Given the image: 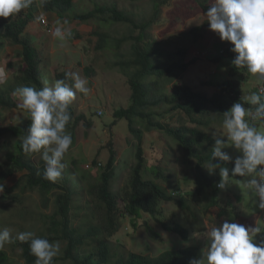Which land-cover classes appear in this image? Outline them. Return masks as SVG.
Masks as SVG:
<instances>
[{
    "label": "trees",
    "instance_id": "16d2710c",
    "mask_svg": "<svg viewBox=\"0 0 264 264\" xmlns=\"http://www.w3.org/2000/svg\"><path fill=\"white\" fill-rule=\"evenodd\" d=\"M34 2L42 6L47 15L53 13V16H58L59 19L64 18V14L74 6L71 0ZM211 3L212 0H190L188 17L190 16L193 21L196 15L205 14ZM159 8L160 6L156 4L149 21L145 20L147 13L139 8L130 9L127 5L111 1L96 4L94 10L74 15L75 20L83 25L88 24L87 28H81L78 32L79 38L89 36L96 57L98 53L113 52L114 60L109 66L118 69L127 77L132 88L131 106L127 110L121 109L115 113L116 118L128 122V134L136 141L135 160L128 168L129 180L123 188H112L117 170L115 153L100 170L98 167L103 165L94 160L92 169L75 165V171H64L62 178L55 183L44 180L43 161L38 155L30 157L24 154L21 148L22 137L31 122L25 126L23 124L0 126V147L8 143L2 142L3 138L17 139L9 140L14 153L10 157V166L3 168V164L0 165V169L3 168L0 171V183L23 173L13 188L16 189V193L41 191L48 200L52 190L60 191L55 200L56 211L45 219L42 218L45 233L37 236L47 238L50 242H65L67 248L62 260L73 264H112L111 259L115 253L110 240L118 234L122 219L128 218L134 230L144 228L152 239H159L160 236L155 233L149 221L144 219L145 216L152 222L155 221V225L161 230L173 236L169 244L176 239L179 246L176 244L172 248L168 247L155 257L135 252L125 253L120 255L114 264H189L190 259L200 256L202 241L194 239L193 232L207 230L203 226L206 218L217 215L215 210H218L219 219L224 215L237 213L230 200L222 202L221 196L224 191L216 187L220 177L207 175L204 171V166L211 158L210 149L213 144L212 137L207 135L204 128L210 125L209 118L214 112L222 115L240 100L239 96L244 93L242 84L247 79L242 76V71L246 69L237 70L232 67L229 71L231 80L217 85L209 83L218 89L211 97L202 90L196 92L191 86L172 84L171 89L166 88L167 76L175 81L180 74L186 72L189 65L185 60L189 53L190 66L196 63L197 59L192 53H195L202 38L206 22L195 25L186 34L190 49L184 47L175 52H167L164 48L160 49L156 41L142 43L145 30L158 19ZM38 9L39 7H32L26 14L21 12L8 19L0 18V48L19 46L23 56L20 63L24 67L22 75L17 77L23 82L20 86L31 83L42 88L39 45L35 42V37L30 41L23 36L26 28L35 20ZM102 27L104 29L100 30ZM121 28H124L123 32L120 31ZM37 32L38 36L42 35V32ZM126 44L129 50H121ZM222 59L223 54L216 58L217 61ZM89 69L85 70L86 75L90 73ZM9 86L11 89L0 91V109H20L18 103L16 104L9 96L13 92V85ZM255 90L257 92L259 87H255L253 91ZM241 102L244 103L242 100ZM168 106L169 109L166 110ZM159 109L163 111L159 113ZM174 111H180L187 122L181 118V126L174 127L158 120L166 113ZM70 112L72 120L67 130L72 135L75 128L72 121L78 125L80 120L74 118L71 108ZM188 124L192 127H188ZM85 127L90 128L91 124H85ZM151 130L165 133L172 141L166 150L171 153L174 146L177 149L172 150L171 155L175 161L173 165L177 163L187 168L188 171L183 177H176L179 175L175 168L167 171L164 167H158L154 158L157 154L155 151L152 153L154 163L149 164L150 148L144 143V134ZM233 167L234 165L231 169ZM237 199L241 201L240 197ZM92 204L95 205L94 209H91ZM164 206L175 207L178 211L168 215ZM239 216L237 213L235 217L238 219ZM77 219H80V222L76 225ZM20 227L23 228V224ZM14 246L20 249V257L25 264H35L28 243L16 241ZM7 258L6 252L0 250V264H5ZM60 260L55 258L54 264Z\"/></svg>",
    "mask_w": 264,
    "mask_h": 264
},
{
    "label": "rangeland",
    "instance_id": "374dc122",
    "mask_svg": "<svg viewBox=\"0 0 264 264\" xmlns=\"http://www.w3.org/2000/svg\"><path fill=\"white\" fill-rule=\"evenodd\" d=\"M106 1L127 5L130 9L139 8L141 11L147 13L145 17L146 21L151 20V14L155 9V5L160 6L158 19L145 30L144 41L142 43L156 41L159 43L158 47L160 49L164 48L167 52H175L184 47H189L190 49L189 42L185 38L186 34H188L192 27L204 24L206 20L203 13L196 15L193 21L190 19V16L188 17L190 0H75L74 11L67 12L65 14L66 19L60 21V23L66 22L65 26L70 27L72 33L71 38L66 42L61 43L43 32L42 28L39 27L41 23L39 24L37 18L26 28L23 36H26V39H30V41L35 37V42L40 48L39 52L42 59V65L39 67L41 69L40 77H45L44 79H47L51 84L57 79V74L63 75L64 71H74L78 72L82 78L87 79L88 87L91 89L87 96L77 93L76 99L70 107L74 112V118L80 120V122L76 125L77 122L72 121V124L75 125L72 133L73 143L65 157L66 167L64 171H75V165H80L81 168L85 166L86 169H92L94 160H97L99 164L103 165L102 167H98L100 170L105 167L110 157L115 153L117 155L115 164L117 170L112 188L121 189L129 180L128 168L135 160L134 148L136 141L128 134V122L124 119L120 120L116 118L115 113L121 109L127 110L131 106L132 88L127 77L118 69L109 66V63L114 60L113 52L106 54L98 53L96 57L94 49H92L93 44L88 39L89 36H85L83 39L81 38L82 40L76 38L78 31L81 28H87L88 24L83 25L73 18L75 12L89 11L94 9L96 4L106 3ZM28 12L29 9L22 11L24 14ZM38 16L39 14H37ZM56 22H58V18L56 17L51 21L49 20L51 29L56 26ZM103 29L104 27L100 28V30ZM37 31L42 32V35L38 36ZM120 31L123 32L124 28H121ZM217 36V34H213L211 38H216ZM223 47L224 50L230 49L229 51H231L233 46L228 42H223ZM20 50L21 48L19 46L0 48V70H3L6 77L11 78V84L15 85H20L16 77L22 75L20 72L23 69V64L20 63L23 57ZM121 50L128 51V44L124 45ZM201 53V49L199 50L196 47L195 53H192V55L197 61L191 66L189 53L185 60L186 64L189 65L186 72L180 74L175 81H172L167 76L166 79L168 81L165 87L171 89L173 84L174 86H191L196 92L201 90L207 91V94L217 92L218 89L216 88L215 90V88L210 87L209 82L214 81L217 84L219 73L222 72L227 71L229 77V71L231 69L228 67L229 63L223 64L220 67L215 66L206 61L204 55ZM231 53L233 52L231 51ZM223 55L226 56V53L224 52ZM46 56L50 60L48 66L45 64ZM87 68H90L89 75L85 73ZM228 77H222V81H226ZM67 82L70 84L71 81ZM200 83L202 87H200ZM11 97L14 96L11 95ZM12 100L15 101L16 99L12 98ZM168 109L169 106L166 110ZM162 111L163 109H159V113ZM218 115L220 114L214 112L209 118L210 125L204 128V131L210 137H212V133L214 132L219 134L223 131L221 126L222 117ZM183 116L180 111H174L172 113H166L163 118H159L158 120L162 123L165 122L174 127H179L182 123L181 118L184 119V122H187ZM89 123L91 127H85V124ZM15 124L21 125L22 123L18 124L14 120L12 109H0V126ZM187 126L192 127L190 124ZM9 140L17 141L16 138L12 137L2 139V142L8 141L6 145L0 147V165L3 164V168L11 165L10 157L14 153L12 150L13 146L9 143ZM144 143L146 147L149 146L150 148V165L154 163L152 153L155 151L157 154L154 158L158 167H164L167 171L175 168L179 175L176 177L180 178L187 173L188 170L185 166H179L177 163L173 165L175 161H173L174 157L171 154L173 149H177L174 146L171 149V153L166 150L172 144V141L167 138L165 133L158 130L146 132L144 134ZM227 151L233 158L238 155L234 149H228ZM161 154H163V157H161ZM232 165L234 164L228 163L224 166L231 169ZM204 171L209 175L205 168ZM23 175V173H18L3 182L4 192L0 193V229L4 227L10 228L13 236L23 231H32L36 235H39L40 233H45L42 218L45 219L46 216L52 215L57 209L55 200L60 194V191L58 189L52 190L48 200L45 199L41 191L27 194L21 192L16 193V189L14 190L13 188ZM213 175L219 176L218 172ZM235 180L234 178L230 187L224 191L225 193H222L221 198L223 203L230 200L232 207L240 216L237 219L235 217L237 215L236 213L234 214L235 216L224 215L222 219H219L218 210H215L217 215L207 217L204 221V228L208 229L213 224L219 226L224 220L244 224L245 226H255L256 220L260 218L263 211L254 208L249 196L245 194V191L240 186L235 184ZM237 197H240L241 201ZM196 204H199V202H196ZM94 208L95 205L92 204L91 209ZM164 209L168 215L178 211L175 207L169 206H164ZM144 219L149 221L153 230L160 238L152 239L144 228L134 230L128 218L122 219L119 223L118 234L110 240L113 253H115L111 259L112 264L115 263L120 255H125V253L135 252L139 255L155 257L166 251L168 247L172 248L176 246L178 240L174 239L173 243L169 244L173 236L161 230L155 225V221L152 222L148 216H145ZM79 222L80 219H77L75 224L77 225ZM22 224L23 228L20 227ZM261 240H264V233L258 234L256 237L257 243ZM201 241L200 246L203 248L204 241L202 239ZM60 243L61 254L57 258L61 260L56 264H73L70 261L62 260L67 245L65 242ZM177 246L179 245L177 244ZM2 250L6 252L8 257L5 264H25L20 257V249L15 248L14 243L5 245Z\"/></svg>",
    "mask_w": 264,
    "mask_h": 264
},
{
    "label": "clouds",
    "instance_id": "9594fccd",
    "mask_svg": "<svg viewBox=\"0 0 264 264\" xmlns=\"http://www.w3.org/2000/svg\"><path fill=\"white\" fill-rule=\"evenodd\" d=\"M71 1L74 6L67 12L74 11L75 0ZM32 7H39L36 18L41 23L39 27L48 36L61 43L71 38L70 27L65 26L66 22L60 23L66 19L67 12L60 19L53 13L47 15L34 0H0V18L14 17ZM203 16L209 30L217 34L222 42L233 46L231 51L235 56L232 65L237 70L246 69L260 83L258 87L264 85V0H212ZM54 17L58 18V22L51 29L49 20ZM76 38L82 40L78 33ZM224 52L222 50L221 54ZM40 62L41 67L42 59ZM45 64H50L47 56ZM44 78L40 79L42 88L31 83L20 86L22 81L16 77L20 85L11 84V78L0 70V91L11 89L8 85H13L9 96H14L12 98L16 99L14 102L20 108H12L14 120L24 126L31 122L22 137V151L30 157L38 155L44 164L42 178L55 183L63 176L65 157L73 143L67 130L72 120L70 107L77 93L87 96L91 89L87 79L74 71L57 74V79L51 84ZM239 99L230 109L218 115L222 117L223 131L212 133L211 158L204 168L209 175L218 172L220 180L216 187L221 191L229 188L234 178H241L236 179L235 184L249 196L254 208L263 212L254 227L224 220L219 226L213 224L206 231H194L193 238L202 239L204 247L199 258L190 259L189 264H264V240L256 242L258 234L264 233V87L248 96H239ZM228 149H234L238 155L233 158ZM228 163L234 164L231 170L224 166ZM3 192L4 184L0 183V193ZM16 241L29 244L35 264H54L55 258L61 254L60 241L50 242L32 231L18 232L13 236L10 228L0 229V250Z\"/></svg>",
    "mask_w": 264,
    "mask_h": 264
},
{
    "label": "crops",
    "instance_id": "0c3cea01",
    "mask_svg": "<svg viewBox=\"0 0 264 264\" xmlns=\"http://www.w3.org/2000/svg\"><path fill=\"white\" fill-rule=\"evenodd\" d=\"M205 27L206 28L203 31L202 38L200 39V41L198 42V45H197L199 50L201 49V51H202L201 54H203L205 57L204 59L206 61L210 62L211 64L218 66V67H220L221 65L226 64V63H229V66H228L229 68L234 67L232 65V60L234 59L235 54L231 53V51H229L230 49L224 50L223 42L220 40L219 36H217L216 38H211V36L215 33H213L212 31L209 30V24L207 22H206ZM222 50L225 51L226 56H224V59H222L221 61H217L216 58L221 55L220 51H222ZM240 72H241V70H240ZM242 76H244L247 79L242 84V92H244V93H242L241 97H245V96L250 95L253 92H256V90L255 91H253V90L255 87H257L260 84L257 81V79L255 77L251 76L250 74H248L247 71H244V72L242 71ZM222 77H225V78L228 77V72L226 71V72L219 73L217 84L224 83L226 81L231 80V78L229 76L228 79L223 82ZM209 83L217 85L214 81H211ZM199 85H200V87H202L201 83ZM210 87L215 88L214 86H210ZM215 90H216V88H215ZM214 94H216V91L214 93H209L207 95H208V97H211ZM248 106L249 105H247L246 107H248Z\"/></svg>",
    "mask_w": 264,
    "mask_h": 264
},
{
    "label": "built area",
    "instance_id": "2783aa9c",
    "mask_svg": "<svg viewBox=\"0 0 264 264\" xmlns=\"http://www.w3.org/2000/svg\"><path fill=\"white\" fill-rule=\"evenodd\" d=\"M260 87H264V85H261ZM260 87H259V88H260Z\"/></svg>",
    "mask_w": 264,
    "mask_h": 264
}]
</instances>
